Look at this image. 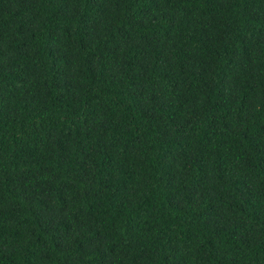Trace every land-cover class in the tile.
Instances as JSON below:
<instances>
[{
	"label": "trees",
	"instance_id": "16d2710c",
	"mask_svg": "<svg viewBox=\"0 0 264 264\" xmlns=\"http://www.w3.org/2000/svg\"><path fill=\"white\" fill-rule=\"evenodd\" d=\"M0 264H264V0H0Z\"/></svg>",
	"mask_w": 264,
	"mask_h": 264
}]
</instances>
